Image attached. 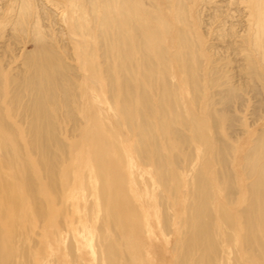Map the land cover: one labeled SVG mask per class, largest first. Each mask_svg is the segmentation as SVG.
<instances>
[{
  "label": "bare ground",
  "instance_id": "6f19581e",
  "mask_svg": "<svg viewBox=\"0 0 264 264\" xmlns=\"http://www.w3.org/2000/svg\"><path fill=\"white\" fill-rule=\"evenodd\" d=\"M65 241L78 264H264V0H0V264H68Z\"/></svg>",
  "mask_w": 264,
  "mask_h": 264
},
{
  "label": "rangeland",
  "instance_id": "374dc122",
  "mask_svg": "<svg viewBox=\"0 0 264 264\" xmlns=\"http://www.w3.org/2000/svg\"><path fill=\"white\" fill-rule=\"evenodd\" d=\"M8 30V29H7ZM9 35L12 36V33L10 34L9 32ZM8 33H7V37L9 36ZM10 36L7 38V43H8V57H11V55L15 54L17 51V47H21V44H22V40L23 39H19L18 41L17 40H13V38L10 39ZM19 42V43H18ZM18 44L17 47H15L16 45ZM12 46V50H11V46ZM14 48V49H13ZM32 48V44L31 43H26L25 45V49L26 50H30ZM16 51V52H12V51ZM13 54H12V53ZM10 55V56H9ZM101 101V100H100ZM93 105L96 106L98 105L96 102H93ZM56 118L58 119V123H60V125L62 126V128H70V125L72 123V120L70 118L67 117V114H65L64 111H60L58 114H56ZM245 122V121H244ZM245 135H241V138L240 140L238 141L239 143L244 139ZM110 143H112L110 141ZM239 146V149L242 148L241 145H238ZM241 146V147H240ZM68 153V152H67ZM74 153V151H73ZM85 162V159H82L81 163ZM65 171H62V173L59 175L58 177V180L59 178L61 177V175L64 173ZM73 176V175H72ZM85 195V191H82L81 189L78 188V191L75 195V201L78 203H80L79 205H82V201H83V198ZM62 220V219H61ZM61 220L58 221V223L60 224L61 223ZM42 219L37 221L36 222V225L35 226H32V229L29 231V233H24L23 234V237L20 239V242H19V246H24L25 248L29 247L32 251L34 252H37V251H43L42 254H40L38 257H36L35 259H38V261L40 262V258L42 256H45L44 254V250L45 248L48 246V244L52 241V235L49 232H46V228L44 226L43 229H41L39 226L40 224L42 223ZM49 223L48 219L46 221L43 222L44 223ZM26 221L23 222V225H25ZM45 225V224H44ZM70 241H65L63 244L60 245V248L58 251H52L49 255V259L52 261V260H56V259H64L66 260V262L68 264H78L76 261H74V258H73V251L71 252L70 250ZM48 252H50V250L46 249ZM158 263L156 264H163V262H161L160 260L157 261ZM50 264H54L53 262H50Z\"/></svg>",
  "mask_w": 264,
  "mask_h": 264
}]
</instances>
